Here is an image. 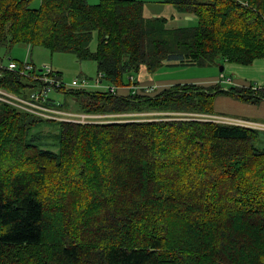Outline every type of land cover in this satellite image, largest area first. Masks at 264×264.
<instances>
[{
    "label": "trees",
    "instance_id": "1",
    "mask_svg": "<svg viewBox=\"0 0 264 264\" xmlns=\"http://www.w3.org/2000/svg\"><path fill=\"white\" fill-rule=\"evenodd\" d=\"M29 2L0 0V45L22 43L93 60L102 82L117 87L137 85L141 67L152 73L264 59V0L157 1L195 16L192 27L146 16L141 0H40L38 8ZM33 87L0 67L1 89L25 94ZM221 95L254 104L264 99V91L220 83L174 84L152 97L69 93L87 113L160 114L88 125L42 119L0 103L2 149L19 150L25 158L19 161L26 160L20 171L14 162L0 178V264L5 251L25 255L42 243L54 264H264V132L203 119L216 114L213 101ZM44 126L56 151L43 146ZM66 162L82 167L86 187L96 183L91 169L104 168L110 176L101 186L106 197L71 199L79 214L90 204L105 208L101 231L90 232L91 240L76 237L92 243L89 248L45 236L49 228L59 232L63 222L54 196L66 193L55 181ZM117 202L119 209L112 207Z\"/></svg>",
    "mask_w": 264,
    "mask_h": 264
},
{
    "label": "rangeland",
    "instance_id": "2",
    "mask_svg": "<svg viewBox=\"0 0 264 264\" xmlns=\"http://www.w3.org/2000/svg\"><path fill=\"white\" fill-rule=\"evenodd\" d=\"M141 1H144V3L147 4L144 7V13L146 16L151 17V16H155L154 14H156L157 16L165 17L167 18L168 23L171 27H192L197 24V19L195 16L179 14L175 10V8L169 4H159L157 3L158 0H141ZM99 2L100 0H87V3L92 5L98 4ZM29 5L30 7L38 8L40 6V0H30ZM89 48L91 51H94L96 49L95 35H93V38L89 44ZM25 58H27L29 62H32L37 67H41L42 65H50L53 70L61 73L62 81L65 84H69L72 80L76 78H86L90 83H93L94 79L97 76L96 63L90 59L79 60L76 58V56L70 53H50L47 49H44L42 47H35V46L30 47V46H25L22 43H18L10 47L7 45H0V67H6V65L10 60L23 62L25 61ZM219 66L215 68L216 73H219ZM182 69L183 70L170 69L173 71L164 70V73H172L174 76H178L182 74V71H185V75L203 74L204 71H206L208 68L187 66V67H183ZM209 70L212 69L210 68L207 71ZM135 75L138 76V73ZM145 75L147 77V75L149 74L146 73ZM129 76L127 73L124 74L123 84L127 83ZM139 76L141 78L143 76L142 73H140ZM263 79L264 77H261V75H259V79L255 80V82L257 84L261 83L263 82L262 81ZM101 84L103 86L105 85L111 86L112 82L108 80H104ZM85 90L88 92H102L104 91V88L87 87ZM28 92L29 91L26 89L25 94H27ZM242 94L247 95V92L243 91ZM51 95L56 100L60 102H64L63 107L65 108V110H69L68 112L72 111L73 114L70 115L71 118L74 119L75 113H77L76 110H81L78 101H74L71 96H68V94L66 95L64 93H54ZM155 114L156 113L106 114L108 115V116H104L106 119L99 117L94 119L95 122H91V123L86 122L79 124L88 125L95 123H111V122L127 121L138 118L140 120H146V119L151 120L160 115L158 114L156 116ZM111 117L113 118L110 119ZM196 117H198L199 119L200 116L196 115ZM223 117L225 118L226 116L223 115ZM203 119L207 120V118H203ZM227 119L232 120L233 118L227 117ZM70 123H75V122H70ZM248 128H252V127H248ZM39 130L40 129H35L33 130V133L39 132ZM49 130H50L49 127L44 126L42 128V134L39 132V135H41L42 140L44 138V143H45L43 145L44 147L56 151L57 150L56 140L53 139V136L52 134H50L51 132ZM258 131L264 132V130H258ZM262 136L264 137V134ZM0 139H1L0 178H2L7 176V173H9V171L6 170L9 166L14 164V162L16 163V165H19V168L17 166L18 168L17 171H20L21 170L20 164L26 160L19 161L20 159L24 158V155L20 157L17 156L16 153L19 152V150L15 153L13 149L8 147L2 149L3 141L2 138ZM31 161L36 162V158H31ZM105 161L107 162L108 159H106ZM30 165L31 163L28 164V166ZM51 165L52 164L50 163L49 167ZM24 170H27V168ZM100 170L102 171V175L98 173ZM91 171L93 172V175L92 176L89 175V177L90 179H95L96 183L94 185H90L89 187H86L87 179L81 176L80 172H82V167L74 162H66L65 165H63L62 168L57 172L56 175H61L62 177V178H57L55 180L57 182V186H59L61 190L66 191V193L63 197L62 195L54 196V199L56 200V202H58L59 208L64 211L63 212L64 218H63V222L61 218V221L58 223L59 232H56L55 228L53 229L49 228L47 230L50 231L49 233H47L46 231L45 236L46 238H48L49 241L57 238L60 241H62V244L63 243L70 244L74 242L79 245L81 244L83 248H89V246L93 245L92 243L87 242L88 240L93 239V237H91L89 233L93 231L99 233V231H101L99 228V224L101 221L104 220L105 208H103V206L98 208L97 206L99 204L98 205L90 204L87 206V208L84 210L82 214L81 213L79 214L74 211L75 208L72 205V201H71V199L73 198V202L79 200V201H83L84 203H87V199L93 198L94 195H98L99 197L101 196L106 197V195H104L106 194V191L105 190L101 191L102 190L101 186L103 185V181L108 180V178L110 177L108 176L109 173H106V169L104 168H98L97 172L92 169ZM159 178L160 175H158L156 179ZM60 183L61 185H59ZM48 189L50 190V188ZM55 189L59 190L58 187L57 188L55 187ZM84 191L86 193V196L84 195ZM43 196H45V192ZM64 204L67 205L66 208L67 211L62 209L61 207ZM77 207L79 209L78 205ZM112 207H114L115 209L117 208L119 209L120 208L119 202L115 203ZM49 212L52 215H54L51 211ZM106 213L108 214V211ZM98 220L100 221L98 222ZM80 235H83L85 237L87 236L90 238L86 242L79 243L78 241H80L81 238ZM77 236H78V241L76 240ZM3 254L4 255L2 257L3 259L2 264H54L50 258L49 247L44 243L32 247L31 252L30 253L26 252L25 255L21 254L20 250L14 252L5 251Z\"/></svg>",
    "mask_w": 264,
    "mask_h": 264
},
{
    "label": "built area",
    "instance_id": "3",
    "mask_svg": "<svg viewBox=\"0 0 264 264\" xmlns=\"http://www.w3.org/2000/svg\"><path fill=\"white\" fill-rule=\"evenodd\" d=\"M4 68L16 73L19 76L29 79L34 87L27 94H15L0 88V103L10 104L24 112L42 119L75 123H91L95 122L94 119L99 117L106 119L104 117L108 116L106 114L101 115L87 113L83 110H76L77 113H75V117L73 119L70 117V115L73 114L72 111L68 112L69 110H65L63 107L64 102L56 100L51 94L64 93L67 95L71 92L83 91L87 87H103L104 91L113 95H118V91L120 89V87L113 85L103 86L101 84L103 77L100 73H97L93 83H90L86 78H76L69 84H65L62 81L61 73L53 70L50 65L37 67L32 62H29L27 58H25V61L23 62L10 60ZM130 80H132V77H130ZM225 81L230 83V79H226ZM126 88L130 92L133 90L131 93H136L138 90L137 85H131ZM248 88L251 92L264 91V82L258 84L253 83L249 85ZM73 100L76 101L75 99ZM201 117L220 124L239 125L244 127L248 126L258 130H264V123H247L246 121H238L235 119L228 120L227 117L224 118L223 116L214 115H205ZM112 118L113 117L110 119Z\"/></svg>",
    "mask_w": 264,
    "mask_h": 264
},
{
    "label": "crops",
    "instance_id": "4",
    "mask_svg": "<svg viewBox=\"0 0 264 264\" xmlns=\"http://www.w3.org/2000/svg\"><path fill=\"white\" fill-rule=\"evenodd\" d=\"M154 15L157 16L156 14ZM182 68L183 67H162L151 73L148 72L145 67H141L138 76H136L138 82V90L136 93L140 95L153 96L159 91L173 86L174 84L190 83L199 86H209L220 83L225 87L232 85L249 89L248 86L256 83L255 80L259 79V75L264 77V59L262 58L254 59L249 65L225 63L223 73L215 72L217 65H213V67H200L212 69L209 71H207V69L203 74L185 75V71H182V74L174 76L172 73H164V70H183ZM140 73L143 75L141 78L139 76ZM146 73L149 74L147 77L145 75ZM226 79H230V83H227L225 81ZM262 81L264 82V79ZM132 91L133 90H131V92ZM129 93L130 91H128L126 87H120L118 91L119 96H127ZM213 111L216 113L214 116L225 115L226 117H230L238 121H246L247 123H264V99L254 104L240 101L230 96L221 95L214 99Z\"/></svg>",
    "mask_w": 264,
    "mask_h": 264
},
{
    "label": "water",
    "instance_id": "5",
    "mask_svg": "<svg viewBox=\"0 0 264 264\" xmlns=\"http://www.w3.org/2000/svg\"><path fill=\"white\" fill-rule=\"evenodd\" d=\"M223 69H224V66H223V65H220V66H219V72H220V73L223 72Z\"/></svg>",
    "mask_w": 264,
    "mask_h": 264
}]
</instances>
